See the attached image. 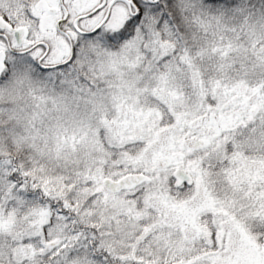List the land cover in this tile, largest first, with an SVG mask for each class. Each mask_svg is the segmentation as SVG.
<instances>
[{"label": "snow or ice", "instance_id": "obj_1", "mask_svg": "<svg viewBox=\"0 0 264 264\" xmlns=\"http://www.w3.org/2000/svg\"><path fill=\"white\" fill-rule=\"evenodd\" d=\"M0 264H264V0H0Z\"/></svg>", "mask_w": 264, "mask_h": 264}]
</instances>
